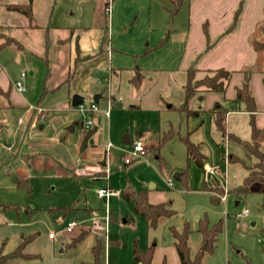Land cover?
<instances>
[{"label": "rangeland", "instance_id": "1", "mask_svg": "<svg viewBox=\"0 0 264 264\" xmlns=\"http://www.w3.org/2000/svg\"><path fill=\"white\" fill-rule=\"evenodd\" d=\"M8 1L24 0H3L0 12H6L4 2ZM174 1L152 0V7L163 4L170 16L175 9ZM67 5L57 0L52 19ZM239 5V15L242 17L239 36L244 40L241 43L246 44V33L256 23L258 26L264 22V0L181 2L173 14V27H188L189 38L183 63L190 61L193 54L199 55L196 66L200 67L228 63L233 70L240 63H250V51L245 44H242L241 50H237L232 48L229 39H219L220 31L229 26ZM8 20L5 15H0V23ZM205 20L208 21V39L202 31ZM5 31L18 38L22 47L8 45L0 50V86L9 90V100L15 105L0 109V202L11 205L0 206V214L11 223L7 224L10 227H4L5 222H0V233H10L15 229L23 232L24 236L35 233L31 248L35 249L36 254H41L42 259L46 254H59L63 249L61 254L85 255L89 262L92 260L91 248L99 241L104 264H133L134 241L140 250H144L153 240L158 246L166 243L172 246L168 224L180 229L182 223L187 221L190 229L188 245L193 252L204 247L200 246L202 235L198 231L199 224L206 220L211 226L221 220L222 230L214 248L211 252H203L201 264H264V185L254 182L248 192H234L233 189L246 177V169L240 163L227 165L220 152L210 166L215 168V172L207 173V187L223 188L214 191L226 197L218 203H213L211 195L202 190L198 176L203 169L187 157L185 146L177 136L159 148L160 158L147 152L145 156L125 164L124 158L130 154L137 140L135 126L145 120L142 113L113 106L103 126L106 132L100 134L101 143L104 146L108 144L104 164L97 163L103 173L97 177L83 168L85 164L80 167L75 165L80 152L82 114L77 106L71 105V98L76 92H72L68 82L60 84L67 77L63 75L67 67L54 55L55 38L52 34L48 35L54 43L44 51L43 33L37 34V38L22 30ZM245 67L250 69V66ZM251 69L241 71L239 79L243 77L244 81L245 75L248 76L249 90L252 89L259 104L262 86L258 76L261 72ZM236 74L232 77V84L236 81ZM17 80H22L25 85L22 93H18L14 87ZM100 80L103 81L102 78ZM44 89L46 93H43ZM83 96L84 106L88 109L92 97L86 93ZM195 100L191 97L189 107H196ZM201 105L205 107L203 101ZM167 120H171L174 128L178 123H181L182 129L186 127V117L178 111L162 114L163 126ZM71 125H74V130H67ZM146 125L152 134H157V125L149 119ZM107 126L110 135H107ZM9 127L13 129L10 137L6 132ZM125 134L131 137L129 145L121 142ZM153 139L157 143V138ZM186 169L193 176L188 190L172 177L174 172ZM14 179L20 180V183ZM129 184L146 191H151L152 185H155L154 190L163 192L166 203L172 202L170 205L177 211L176 215L168 223L162 222L155 230L147 229L145 221L134 215L132 205L119 195L120 189ZM101 188H108L110 195L99 197L97 192ZM235 201H238L237 205ZM244 209L248 212L237 216ZM106 216L110 219L106 220ZM127 217L132 220L125 221ZM71 221L74 222L72 232L47 240L49 231H63L67 222ZM95 229L101 231L100 239ZM79 236L81 238L75 245L66 247L65 244ZM10 239L8 236L6 240ZM172 248L176 251L174 245Z\"/></svg>", "mask_w": 264, "mask_h": 264}, {"label": "crops", "instance_id": "2", "mask_svg": "<svg viewBox=\"0 0 264 264\" xmlns=\"http://www.w3.org/2000/svg\"><path fill=\"white\" fill-rule=\"evenodd\" d=\"M61 1L68 5L53 20L52 15H54V7L57 0H31L33 19L30 25L23 15L9 11L4 6L3 9L6 12H0V15H5L6 19L8 18L9 20L4 21L5 23H0V29H4L5 33V30H22L37 38V34L43 33L44 51L48 49L50 44L54 43L48 38V35L51 36L52 34L56 45V53L54 55L56 59L59 58L66 64L67 70L65 71V67L63 68L65 71L63 75L70 76L67 81L64 80L60 84L68 82L72 92H76L81 96L84 93L89 94L92 97L91 103L97 104L98 110L89 112V115L94 119L92 127L95 128V131L88 139L85 148L83 150L80 149L75 165L80 167L85 164L86 166L83 168L95 173L94 175L97 177L99 173H103V170L100 169L97 163L104 164L107 146L101 143L102 138L100 134L106 132L103 126L106 119L111 115L109 111L110 107L116 106L143 114L145 122H139L135 126L136 139H141L147 152H152L157 158H160L159 149H154V147L158 144L162 134L170 128L178 133L175 137L188 134L189 139L193 143H198L200 151L205 156L202 174H199L198 178L202 190L207 191L210 195L215 193V191L212 189L213 185L207 187L205 183L206 178L209 177L205 172V168H209L214 164L216 156L220 152L223 154L228 152L227 165L240 163L246 169V177L258 170L256 167L258 162L257 157L249 154L238 141L236 142L228 137L221 138L216 133L213 122L214 117L211 112V109L216 105L226 109L225 123L227 133L235 136L241 142L250 143L255 141L259 150L264 154V75L261 71L260 76H258L262 86L259 104L250 88V93L256 102V110L253 114L254 126L256 128L255 139H252L250 114L247 111L240 110L239 108L233 109L232 107L237 88L241 86L243 81V77L239 79V75H242L241 71H243L245 66H253L256 59V53L253 50L250 36L254 32L257 23L253 26V29H250L248 34L246 33L247 37L244 38L246 44L241 43L244 40L239 36V24L242 19L240 15L238 17L239 22L237 21V25L232 31L223 34L227 27L219 33V39L222 37L229 39L228 42L233 46L232 48L241 50L242 44H245L246 48L250 51V63L236 65L235 69H233L234 72L228 63L218 66H196L199 56L196 54L192 55L190 61L183 63L182 58L185 54L189 38L188 27H173L174 12H170V16H168V11L163 4L154 8L152 7V0H110L109 10L105 11L108 0ZM205 23L207 24L208 31V21L205 20L202 24L203 34V25ZM251 53H253V57ZM192 65L197 68L196 78L198 79L202 78L207 70H215L217 68H224L232 73L223 92L207 91L200 88L192 95V98H196V107H189V101L188 107L191 110L198 111V114L196 116H186L184 113L172 109L171 106L177 107L184 101L185 91L183 86L187 79V69ZM235 73L238 76H235L236 81L232 84V77ZM0 88L5 91L1 86ZM9 88L10 85L8 86ZM94 95L98 98L97 102L93 100ZM102 100L105 103L101 102ZM202 101L205 103V107H202ZM12 105L11 108L15 107L13 103ZM106 111H108V115L105 114ZM170 111H178L185 115V129L181 128V123H178V126L174 128L171 120H167L166 125L163 126L162 114ZM147 119L157 125V134H152L153 132L149 130V126L146 125ZM80 127L82 128V136L79 143L81 145L87 129L83 125H80ZM108 133L107 126V135ZM127 138L130 140L129 144H131L130 135L125 134L121 141L123 145H129L123 143V139ZM153 138H157V143H154L153 140L155 139ZM232 158H236L237 160ZM188 167H190L191 172L189 164ZM181 171L183 170L177 171L179 177ZM193 174H195V171ZM192 180V174L190 175L187 171V186H184L186 190L189 189ZM155 187V185H152L151 189L153 188V191H147L149 202H166L163 192L154 190ZM122 189H120L119 195ZM237 203L238 201H235L236 205ZM5 220L0 214V222H5L4 225L6 226L4 227H10L7 225L10 221ZM60 222L58 221V223ZM50 232L52 231H49L48 234ZM95 232L97 233V238L100 239L101 231L95 229ZM30 235L36 236L35 233H31ZM8 236L11 237L9 241L6 240ZM23 236L24 233L19 231V229H15L10 233H7V231L6 233H0V249L2 253H10L12 249L19 245ZM55 238L48 236L47 240ZM34 241H31L24 250L27 254L35 255L34 257L15 258L10 261V264H78L80 262H88L89 260L85 255L61 254L63 249L59 254H46L45 258L42 259L41 254H36L35 249L31 248V243ZM69 244H65L66 247ZM156 244L153 243L152 264H181L177 251L172 248L173 244L172 246H168L167 243L160 246ZM200 244V246H203L202 240ZM200 249L205 250V246ZM197 250L192 253H195Z\"/></svg>", "mask_w": 264, "mask_h": 264}, {"label": "trees", "instance_id": "3", "mask_svg": "<svg viewBox=\"0 0 264 264\" xmlns=\"http://www.w3.org/2000/svg\"><path fill=\"white\" fill-rule=\"evenodd\" d=\"M183 0L175 1V9L173 12L177 11L181 2ZM3 0H0V6L2 5ZM4 6L7 10L16 12L18 14L23 15L30 25L33 19L32 9H31V0H26L24 2H4ZM240 13V6L236 9L233 15L232 22L228 26V28L223 32V34L229 33L232 31L238 21ZM203 30L205 37L208 39V31L207 25H203ZM0 50L5 48L8 45H15L19 48L22 47V43L16 37L10 36L6 34L3 30H0ZM250 41L253 47L254 52L256 53V59L253 66L243 68V71H250L253 68L254 70H259L264 75V22L259 24L254 32L250 36ZM46 50V49H45ZM40 57V56H38ZM41 58V57H40ZM45 58L47 61V57ZM197 68L192 65L187 69V79L184 84L185 98L184 101L177 107L171 106L172 109L178 110L181 113H184L186 116H196L198 111L191 110L188 107V101L192 95H194L200 88H203L207 91H215V92H223L227 86L229 78L231 76V71H228L224 68H217L215 70H207L205 75L202 78H196ZM70 78L67 75L65 81ZM248 76L245 75L244 81L240 87L237 88L236 97L232 102L233 109H240L247 111L250 116V125L252 131V139H255L256 128L254 126L253 114L256 110L254 98L250 93L248 87ZM264 83V77H263ZM55 89V88H52ZM46 89L43 90V93H46ZM13 105L9 100V90L3 91L0 88V109H9ZM226 109L222 106L216 105L211 109L213 114V122L214 128L217 134L221 138L228 137L234 141H238L247 151L248 153L254 155L258 158L257 162V171L249 174L241 185L235 187L233 189L236 193H246L249 191V187L254 182H259L264 185V154L258 148V145L255 141L252 142H241L235 136L229 135L226 131V123H225V115ZM95 128L91 127L86 130L85 136L80 145V149H84L88 139L94 133ZM178 133L175 132L174 129L170 128L165 131L161 138L159 139L158 144L154 147V149H159L167 140L171 139ZM178 138L182 141L186 148V153L188 157H190L193 162L199 167L203 168V162L205 156L200 151V145L198 143H193L188 134L179 135ZM17 183H20V180H17ZM25 183V182H24ZM183 186H187V170H183L180 172V180ZM206 187V186H205ZM212 189H219L217 187H213ZM214 191V190H213ZM218 192L213 193L210 198L213 203H218L220 201V195ZM120 195L123 200L130 203L133 208L134 215L142 218L147 226V229L155 230L162 222H167L171 218H173L177 211L171 207L170 204L166 202L160 203H150L148 200L147 191L140 188H134L132 185L126 186L121 190ZM3 207H11V205L2 203ZM17 208L16 206H14ZM127 221L132 220V218L127 217ZM167 229L171 235L173 245L177 251L181 264H201V257L204 251L211 252L214 248L215 241L217 239L218 234L222 230V221L219 220L215 224L209 226L207 221H202L199 224L198 231L201 232L202 235V245L205 246V250H197L195 253L190 251V247L188 245V236L190 233L189 225L187 221L182 223L181 228L175 227L173 224H168ZM34 235L23 236L21 242L16 247L13 252L3 254L0 249V264H10V261L15 258H32L35 255L27 254L24 252V248L27 243L31 242ZM81 238V236L75 238L72 242H70L69 246L75 245V243ZM109 243H115L113 241H109ZM154 240L151 241L144 250H140L137 247L136 241L133 243L132 257L133 264H152V257L154 252ZM92 260L90 262H80L78 264H104L101 260L100 254V242L98 241L91 248ZM163 264V263H162Z\"/></svg>", "mask_w": 264, "mask_h": 264}, {"label": "built area", "instance_id": "4", "mask_svg": "<svg viewBox=\"0 0 264 264\" xmlns=\"http://www.w3.org/2000/svg\"><path fill=\"white\" fill-rule=\"evenodd\" d=\"M109 3H110V0H108V3L106 4V7H105V11H108L109 10ZM14 87L15 89L18 91V92H23L25 90V85L23 83L22 80H17L14 82ZM77 110L82 114V125L85 129H89L91 128L93 125H94V121H93V117L91 115H89V112H95L98 110V106L96 103L92 102L88 109L85 108L84 106V102L80 103L77 105ZM106 115H108V111L105 112ZM19 122H21V120L19 119ZM108 146V144H107ZM147 153V149L143 143V141L141 139H137L134 144L132 145V149L130 151V154H128L127 156H125L124 158V162L125 164H129L130 162H132L133 160L135 159H138V158H141L143 156H145ZM228 152H225L223 154V158L225 160V162L227 163L228 161ZM206 173H209V174H214L215 172V168H206ZM226 191V190H225ZM98 196L99 197H106L108 195H110L111 191L108 190V188H101L98 190ZM225 195L223 196H220V200H225ZM248 212L247 209H244L243 212H239L237 214V216H241L243 214H246ZM106 220L109 219L108 216H106L105 218ZM73 226H74V222L71 221V222H67L66 224V227L63 231H59V232H50L48 234V236L50 238H54V237H57V236H61L63 235L64 233H68L70 231H72L73 229Z\"/></svg>", "mask_w": 264, "mask_h": 264}, {"label": "water", "instance_id": "5", "mask_svg": "<svg viewBox=\"0 0 264 264\" xmlns=\"http://www.w3.org/2000/svg\"><path fill=\"white\" fill-rule=\"evenodd\" d=\"M83 100H84L83 96H81L80 94L75 93V94H73V96L71 98V105H73V106L78 105V104L82 103ZM93 100L95 102L98 101V98H97L96 95L93 96ZM80 125L82 126V122H80ZM73 129H74V125H71V126H69L67 128V130H70V131H72ZM6 132H7V136L10 137L11 134H12V128H10V127L6 128ZM123 143L129 144L130 140H128V138L127 139H123ZM172 177H173V179L175 181L179 182L180 177H179V173L177 171L173 173ZM16 180L17 179H14V181H16ZM0 205H1V203H0Z\"/></svg>", "mask_w": 264, "mask_h": 264}]
</instances>
